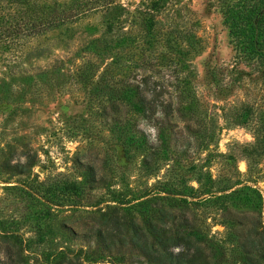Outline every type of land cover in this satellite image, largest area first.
I'll use <instances>...</instances> for the list:
<instances>
[{"label":"rangeland","instance_id":"374dc122","mask_svg":"<svg viewBox=\"0 0 264 264\" xmlns=\"http://www.w3.org/2000/svg\"><path fill=\"white\" fill-rule=\"evenodd\" d=\"M220 2L0 0V239L26 264H156L146 235L100 251L62 228L104 229L110 215L145 234L146 219L188 217L212 264H246L234 236L255 217L264 232V57L236 48ZM145 82L155 114L127 101ZM30 157L24 172L6 166Z\"/></svg>","mask_w":264,"mask_h":264},{"label":"trees","instance_id":"16d2710c","mask_svg":"<svg viewBox=\"0 0 264 264\" xmlns=\"http://www.w3.org/2000/svg\"><path fill=\"white\" fill-rule=\"evenodd\" d=\"M220 3L224 22L229 28L236 48L250 61L262 60L264 57L262 52L264 42V0H221ZM51 24L53 22L49 25ZM30 27L36 30H34V33L46 29V26L37 29L36 24L30 25ZM144 86H141V84L134 85L135 95L127 101L131 105L140 107L139 109L143 114H155L157 111V100L153 95L152 97L149 96L148 93L152 90H150L146 82ZM124 92L121 91V98L130 95L128 92ZM31 160L30 157V160L26 163H7L6 166L14 171L24 172L32 165ZM94 174L93 169L88 167L85 176L89 185H93L96 182ZM145 222L149 227L146 228L147 234H145L146 231L142 230L143 227L134 223L125 224L119 216L115 215H110V218L105 221L106 227L104 229L92 227L87 233L79 234L65 223L62 224V228L67 230L68 235L72 238L94 239L100 251H108L116 243L115 241L112 244L110 240L114 241L117 238L118 241H121L127 233L143 234L151 237L153 241L151 245L146 244L141 248V252L149 262L156 264H212V260L201 243L205 237L201 229L195 224L196 221L185 217L170 227H162L160 229L149 219H146ZM247 222L250 224L246 233L248 238L246 237L243 241H240L237 236H234L237 238L234 244L237 253L242 255L246 264H253V261L248 257L249 252L246 247H248L249 251L250 249L259 251L260 255L258 258L264 259V246L261 247V244H257L251 234L258 233L262 243L264 241V232L257 230V225L261 223L258 218H250ZM175 248H180V251L174 253L173 250ZM1 249L3 250L4 258H0V264H26L21 246L16 239L10 237L0 239ZM93 254L97 253L93 251ZM55 264L84 263L78 256L73 258L62 256Z\"/></svg>","mask_w":264,"mask_h":264}]
</instances>
